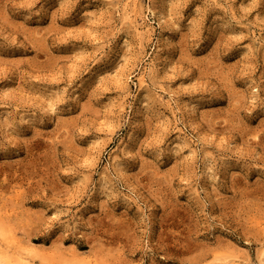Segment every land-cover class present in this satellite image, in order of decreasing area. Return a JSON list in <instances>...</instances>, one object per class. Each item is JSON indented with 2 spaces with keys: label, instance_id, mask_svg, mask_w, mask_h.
Here are the masks:
<instances>
[{
  "label": "rangeland",
  "instance_id": "374dc122",
  "mask_svg": "<svg viewBox=\"0 0 264 264\" xmlns=\"http://www.w3.org/2000/svg\"><path fill=\"white\" fill-rule=\"evenodd\" d=\"M0 264H264V0H0Z\"/></svg>",
  "mask_w": 264,
  "mask_h": 264
},
{
  "label": "bare ground",
  "instance_id": "6f19581e",
  "mask_svg": "<svg viewBox=\"0 0 264 264\" xmlns=\"http://www.w3.org/2000/svg\"><path fill=\"white\" fill-rule=\"evenodd\" d=\"M143 0H131V3L132 4H134V5H136V4H139V3H141ZM127 2V1H126ZM127 6V5H126ZM136 10V9H135ZM127 12H129V11H127ZM132 12V11H131ZM131 14V13H130ZM160 14H162V13H160ZM129 16V15H128ZM138 16V15H137ZM165 19V15H162L161 17H160V20L162 21V20H164ZM155 69H157V63L155 62V61H152V63H151V66H150V70H149V73H151V74H153L154 73V70ZM148 73V74H149ZM146 79H145V75H140V88L141 87H143L145 84H146ZM135 102H139V103H143V100H142V97H141V94L139 93V94H136V96H135Z\"/></svg>",
  "mask_w": 264,
  "mask_h": 264
}]
</instances>
